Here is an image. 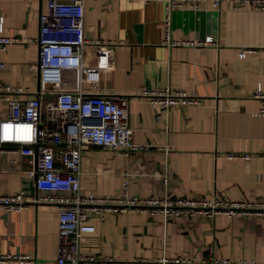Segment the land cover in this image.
<instances>
[{
	"label": "crops",
	"instance_id": "crops-1",
	"mask_svg": "<svg viewBox=\"0 0 264 264\" xmlns=\"http://www.w3.org/2000/svg\"><path fill=\"white\" fill-rule=\"evenodd\" d=\"M46 9L47 0H0V33L16 38L0 51V84L21 88L4 95L27 100L41 91V107L54 98L47 77L34 68L38 14ZM83 10L86 37L121 42L97 81L80 82L63 69L61 87L126 96L131 139L150 146L127 154L82 147L81 192L116 197L127 180L129 194L263 198L264 156L258 154H264V112L253 93L257 87L264 92V7L250 0L185 3L171 11V37L180 42L171 46L163 43V0H83ZM208 35L212 41L201 43ZM95 63V48L85 47L83 64ZM165 87L195 93L200 102L163 109L143 94ZM8 111L7 100L0 99V116ZM244 152L249 159L225 156ZM26 167V156L1 145L0 192L40 194L35 187L29 190ZM57 212V205L46 201L1 212L0 254L26 257L3 264H56ZM89 217L95 232L82 235L80 249L99 256L102 264H214V259L264 264V215L181 214L166 223L144 210Z\"/></svg>",
	"mask_w": 264,
	"mask_h": 264
},
{
	"label": "built area",
	"instance_id": "built-area-1",
	"mask_svg": "<svg viewBox=\"0 0 264 264\" xmlns=\"http://www.w3.org/2000/svg\"><path fill=\"white\" fill-rule=\"evenodd\" d=\"M164 39L167 45L180 42L171 37V11L185 3L194 6L197 0H163ZM216 1V0H215ZM242 3L248 0H235ZM253 1L255 7H264V0ZM83 0H47V9L38 14L37 62L34 66L38 74H43L51 84L53 100L46 111H41L40 99L36 97L19 100L4 95L11 91H21L14 86L0 84V99L9 105L7 114L0 116V147L13 145V151L27 157L24 169L28 178L40 194L25 196L21 190L6 194L0 192V213L21 211L26 202L46 201L57 205L58 252L56 264H102L101 258L84 253L80 240L84 233L95 232V225L89 215L99 216L104 212L144 210L149 215H160L166 223L172 217L202 215L212 219L217 214L228 217L264 215V197L257 200L231 199L213 193L209 196H169L137 195L127 191V180L121 184V194L116 197L97 196L82 193L80 187V152L88 145L106 146L127 154L142 150L149 144L136 143L131 139L132 127L128 123V99L99 93L83 94L75 90L63 89L58 71L71 70L82 81L95 82L99 70L110 68L113 50L120 40L89 38L83 32ZM3 14L0 13V32ZM14 36L0 33V51L14 42ZM212 41L210 35L201 43ZM189 44L195 45L193 41ZM94 47L96 63L83 64V49ZM249 49L239 51L243 57ZM0 61V67L2 66ZM41 92V91H40ZM151 102L163 109L171 106L198 104L199 96L183 89L165 87L145 90ZM253 96L261 100L260 111L264 112V92L257 87ZM227 158L249 159L251 154L228 153ZM264 156V154H258ZM25 259L20 254H0V264L7 259ZM212 259V258H210ZM181 261L187 260L181 258ZM214 259L212 263L217 264ZM220 264H235L230 259H221Z\"/></svg>",
	"mask_w": 264,
	"mask_h": 264
},
{
	"label": "water",
	"instance_id": "water-1",
	"mask_svg": "<svg viewBox=\"0 0 264 264\" xmlns=\"http://www.w3.org/2000/svg\"><path fill=\"white\" fill-rule=\"evenodd\" d=\"M41 94H43V92H39L38 93V96H41ZM30 180V186H29V190L31 191V190H33V187H34V185H33V181H32V179H29Z\"/></svg>",
	"mask_w": 264,
	"mask_h": 264
},
{
	"label": "rangeland",
	"instance_id": "rangeland-1",
	"mask_svg": "<svg viewBox=\"0 0 264 264\" xmlns=\"http://www.w3.org/2000/svg\"><path fill=\"white\" fill-rule=\"evenodd\" d=\"M47 107H48V105H46V106L43 105V106L41 107L43 113L46 111Z\"/></svg>",
	"mask_w": 264,
	"mask_h": 264
}]
</instances>
